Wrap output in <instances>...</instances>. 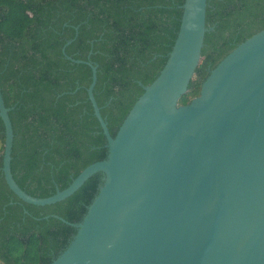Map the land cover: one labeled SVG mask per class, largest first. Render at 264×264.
Returning <instances> with one entry per match:
<instances>
[{"label": "water", "instance_id": "1", "mask_svg": "<svg viewBox=\"0 0 264 264\" xmlns=\"http://www.w3.org/2000/svg\"><path fill=\"white\" fill-rule=\"evenodd\" d=\"M205 4L183 0L161 70L114 136L92 95L96 66L66 57L90 69L86 96L106 156L49 197H31L12 179L10 108L0 94V170L17 199L48 206L101 174L78 223L57 217L75 233L50 264H264V29L226 54L180 105L200 61Z\"/></svg>", "mask_w": 264, "mask_h": 264}, {"label": "trees", "instance_id": "2", "mask_svg": "<svg viewBox=\"0 0 264 264\" xmlns=\"http://www.w3.org/2000/svg\"><path fill=\"white\" fill-rule=\"evenodd\" d=\"M183 0H0V94L10 108V173L27 195L65 189L106 156L86 88L110 136L161 70ZM200 61L178 104L198 95L208 72L236 45L264 29V0H206ZM76 28V30H75ZM71 41L61 48L65 42ZM0 121V168L3 143ZM101 184L90 176L73 194L32 206L7 188L0 170V264H50L68 245Z\"/></svg>", "mask_w": 264, "mask_h": 264}]
</instances>
